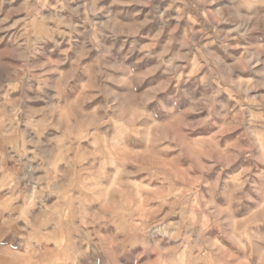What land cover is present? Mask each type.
Returning a JSON list of instances; mask_svg holds the SVG:
<instances>
[{
  "label": "rangeland",
  "instance_id": "obj_1",
  "mask_svg": "<svg viewBox=\"0 0 264 264\" xmlns=\"http://www.w3.org/2000/svg\"><path fill=\"white\" fill-rule=\"evenodd\" d=\"M0 264H264V0H0Z\"/></svg>",
  "mask_w": 264,
  "mask_h": 264
},
{
  "label": "bare ground",
  "instance_id": "obj_2",
  "mask_svg": "<svg viewBox=\"0 0 264 264\" xmlns=\"http://www.w3.org/2000/svg\"><path fill=\"white\" fill-rule=\"evenodd\" d=\"M106 147V146H105ZM109 149V148H108ZM32 159V158H31ZM130 168V167H129ZM127 173H129V172H127ZM113 179V178H112ZM114 180V179H113ZM109 186V185H108ZM107 186V187H108ZM31 211V210H30ZM64 217V216H63ZM43 227V226H42ZM163 229V228H162ZM167 229V228H166ZM164 230V229H163ZM166 232V231H165ZM170 232V231H169ZM78 237V236H77ZM85 245V244H84ZM174 245V244H173ZM53 247V246H52ZM196 253V252H195ZM183 263V262H182Z\"/></svg>",
  "mask_w": 264,
  "mask_h": 264
}]
</instances>
